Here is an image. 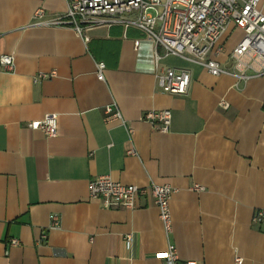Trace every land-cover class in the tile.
I'll return each mask as SVG.
<instances>
[{"label":"crops","instance_id":"crops-1","mask_svg":"<svg viewBox=\"0 0 264 264\" xmlns=\"http://www.w3.org/2000/svg\"><path fill=\"white\" fill-rule=\"evenodd\" d=\"M38 9L50 20L67 3L0 0V54H13L16 66L0 72V264H165L156 254L169 241L180 263L264 264V224L253 221L264 208V74L239 77L233 52L243 30L230 24L217 44L222 51H212L231 72L220 76L160 48L159 71L192 73L188 93L174 95L159 85L144 31L115 24L86 38L69 26L37 24ZM112 103L132 135L105 121ZM153 109L172 111L168 131L140 120ZM47 114L58 115L55 136L28 126ZM131 147L136 155L127 154ZM104 175L140 187L172 185L171 235L150 195L135 209L92 199L90 181ZM53 214L60 228H50Z\"/></svg>","mask_w":264,"mask_h":264},{"label":"built area","instance_id":"built-area-1","mask_svg":"<svg viewBox=\"0 0 264 264\" xmlns=\"http://www.w3.org/2000/svg\"><path fill=\"white\" fill-rule=\"evenodd\" d=\"M67 10L50 20H42L43 9H38L35 18L39 25L72 27L79 34L101 26L121 24L125 27H136L144 31L147 40L152 44L154 52L153 71L158 77L159 85L165 92L174 95L188 93L192 73L188 68H163L159 71V62L165 56L176 55L204 66L212 75L220 76L231 73L211 57L212 51H222L217 44L225 35L230 24L243 30L244 35L233 52L236 69L242 73L240 78H248L246 73L264 74V0H65ZM2 34H0V37ZM86 38H88L86 36ZM138 43V42H136ZM15 56L9 53L0 54V72H15ZM105 62L97 63V76L105 79ZM55 71L39 72L35 82L54 77ZM220 105L227 109L225 100ZM106 122H119L125 126L130 135L132 127L124 118L116 103L104 108ZM148 122L153 129L166 132L172 122L170 109L148 110L140 117ZM34 130H42L48 136L58 133L59 121L57 114H47L41 120L28 123ZM127 154L136 155L135 147L128 149ZM202 190V186H195ZM175 189L170 184L152 183L149 187L125 184L113 179L110 175L98 176L90 181V197L99 200L105 208L113 209L138 207V198L150 195L159 208L160 219L168 236L173 231L171 200ZM253 221L264 224V208L256 210ZM60 218L53 214L50 228H60ZM47 234H44L45 239ZM128 244L131 236L127 238ZM12 245L19 240L12 239ZM165 264H200L196 260L180 263L176 245L169 241L167 250L156 254ZM242 263L241 258H237Z\"/></svg>","mask_w":264,"mask_h":264}]
</instances>
